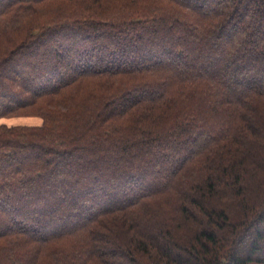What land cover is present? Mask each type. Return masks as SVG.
<instances>
[{"label":"trees","instance_id":"trees-1","mask_svg":"<svg viewBox=\"0 0 264 264\" xmlns=\"http://www.w3.org/2000/svg\"><path fill=\"white\" fill-rule=\"evenodd\" d=\"M198 1L0 0V264H264V0Z\"/></svg>","mask_w":264,"mask_h":264},{"label":"rangeland","instance_id":"rangeland-1","mask_svg":"<svg viewBox=\"0 0 264 264\" xmlns=\"http://www.w3.org/2000/svg\"><path fill=\"white\" fill-rule=\"evenodd\" d=\"M191 1V4L193 5V6H197V7H202L203 6V3L202 2H200V1H198V0H190ZM218 1H220V0H209V3H210V5H214V4H218ZM222 1H224V0H222ZM226 1V0H225ZM244 3V4H243ZM242 3V5L240 6V7H244V6H246L245 5V3H247V0H244V2ZM200 11H202V10H200ZM241 12H239V14H240ZM243 14H240V16L239 17H241V18H237L236 20H235V22L233 23V25L232 26H234V25H237V23H238V21H240V19H242L243 18ZM250 18H252V17H250ZM249 18V19H250ZM255 18V17H254ZM253 19V18H252ZM248 20V19H247ZM256 19H254L253 20V22L255 21ZM231 28L232 27H230V28H228V29H226V32L224 33V37L226 36V33H230L231 32ZM224 37L222 38V40L224 39ZM176 38H178V36H176ZM33 50V49H32ZM34 50H35V48H34ZM28 60H30V59H28ZM27 61V60H26ZM211 61V59L210 58H206V61H205V63L206 62H208L209 64L211 63L210 62ZM261 63H263V62H261ZM264 66V65H263ZM206 69H207V66H204ZM210 68L211 69H213V68H216V64H213V63H211V65H210ZM263 69H264V67H262ZM29 113H32V112H29ZM0 123L1 124H6V125H9V126H31V127H37V126H39V125H41L42 124V120H41V117H38L37 115H28L27 113H26V111H24V114L23 115H19V114H16L15 116H11V117H6V118H3V119H0ZM82 161H88V159H81ZM73 161L74 162H77V160H76V158L75 157H73ZM20 211H22V213H26V214H30L32 211L30 210V208H25V206H21V209H20ZM9 217H10V214H8V212H6V220H9ZM252 235L253 234V230L252 231H250L249 233H248V235ZM245 238V242L248 244V242H247V237H244Z\"/></svg>","mask_w":264,"mask_h":264}]
</instances>
